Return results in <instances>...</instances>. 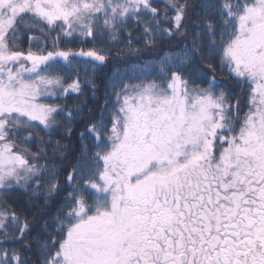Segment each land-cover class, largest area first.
Segmentation results:
<instances>
[{"label":"snow or ice","instance_id":"obj_1","mask_svg":"<svg viewBox=\"0 0 264 264\" xmlns=\"http://www.w3.org/2000/svg\"><path fill=\"white\" fill-rule=\"evenodd\" d=\"M157 3L0 0V193L50 208L62 171L71 189L39 222L0 196V264H30L22 250L38 264H264V0ZM130 25L129 53L133 39L186 42L114 72L92 118L79 98L111 55L98 43ZM214 60L239 95L201 67ZM71 94V107L45 102Z\"/></svg>","mask_w":264,"mask_h":264},{"label":"trees","instance_id":"obj_2","mask_svg":"<svg viewBox=\"0 0 264 264\" xmlns=\"http://www.w3.org/2000/svg\"><path fill=\"white\" fill-rule=\"evenodd\" d=\"M194 3H199V0H193ZM163 0H158L157 6H162ZM194 19V17H193ZM189 33H191V26L189 25ZM132 31V36L135 38L138 34V29L135 28V25H130L128 29L125 30V32L121 33L117 41L108 42L104 44L98 45L102 48H104L106 51H110L111 55L108 56L107 62L101 66H98L94 73V80L96 85L98 86L97 91L95 92V97H93V93L90 86H85L84 88V96L80 97L79 99H86L88 107L92 109V118L98 117L100 108L104 103V87L105 84L110 81V78L112 77L114 72H117L119 69L126 68L132 64L136 63H144L147 60L150 59H158L160 58L165 52H171L175 51L176 48L173 47V45L177 44H184L186 41L185 39L181 38L179 35L172 38L171 40H163L158 41L155 45L146 48L141 41H138L136 39H133L132 48L140 49V53L136 54L134 51L132 53H129L127 48V40L128 35L127 32ZM21 44L20 47L23 49H26L28 47L27 38L26 36H21ZM190 41V36H189ZM72 47H85L86 49L88 47H92V43H85L84 45H80L78 42L71 45ZM213 63L216 66L215 73L208 71L206 67L201 64V67L204 68V70L207 72L208 76L215 75L216 80L219 82V86L221 88H224L229 94H240V89L236 87V81L233 79V77L229 74L228 69L225 67L223 69L220 68L218 61L214 60ZM134 79L126 80L125 83H132ZM200 81H197L199 83ZM219 91V88L217 89ZM242 100H245L246 97H241ZM46 102L53 103V104H62L67 105L71 107L75 102H77V96L75 94H71L63 99H49ZM243 108V103L241 105ZM90 122V121H89ZM85 128L84 123L77 122V125L75 127V135L73 136L70 144L73 148H78L79 146V140L78 136L81 131H83ZM38 133L39 136H44V133L42 131H39V129L34 130ZM53 139H60L59 136H54ZM68 143V141H65ZM19 143V142H18ZM33 152L36 151L37 147H45L43 144L31 143L28 145ZM50 150V149H49ZM78 154V153H75ZM66 155L69 156V162L72 161V157L74 153L68 152ZM41 163L44 161L41 160ZM70 166V164H69ZM66 172L60 173V194L56 197L54 201L51 202L50 208H44V201L43 199H40L38 201H34L29 198L28 195H26L22 190L19 188L10 191L6 194L0 193V196H4L8 199L9 203L12 204L17 211L22 216H27L29 220H32L34 217L39 222L40 217L36 215L39 211L43 210L47 215L45 216V219L51 217L55 214L56 207H58L59 202L64 198V196L67 195L71 189L68 187L66 183ZM35 234L34 232L32 233ZM16 248H20V245H15ZM23 254L27 259L29 260L30 264H38V257L35 251L28 252L27 250H22Z\"/></svg>","mask_w":264,"mask_h":264},{"label":"rangeland","instance_id":"obj_3","mask_svg":"<svg viewBox=\"0 0 264 264\" xmlns=\"http://www.w3.org/2000/svg\"><path fill=\"white\" fill-rule=\"evenodd\" d=\"M99 46V45H98ZM100 47V46H99ZM170 52V51H169ZM166 53V52H165ZM165 53L162 55V56H164L165 55ZM161 56V57H162ZM160 58H158V59H150V60H147V61H145V62H148V61H156V60H159ZM144 62V63H145ZM140 64H143V63H136V64H132V65H130V66H128V67H126V68H123V69H119L118 71H120V72H127V73H129L130 75H133L134 73H133V66L134 65H140ZM90 74H92L91 73V70H90ZM81 75L83 76L84 74H83V72H81ZM139 81L137 80V79H134V81H132V83H138ZM46 102V101H45ZM46 103H49V102H46Z\"/></svg>","mask_w":264,"mask_h":264}]
</instances>
